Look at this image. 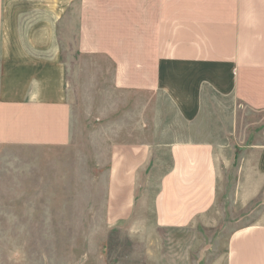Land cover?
Wrapping results in <instances>:
<instances>
[{"label": "crops", "instance_id": "0c3cea01", "mask_svg": "<svg viewBox=\"0 0 264 264\" xmlns=\"http://www.w3.org/2000/svg\"><path fill=\"white\" fill-rule=\"evenodd\" d=\"M159 95L187 126L211 103L210 128L225 132L210 142L248 168L241 192L264 196V0H0V146L122 142L110 187L131 192ZM186 140L168 146L161 227L186 226L215 195L213 146ZM224 264H264L263 213L230 231Z\"/></svg>", "mask_w": 264, "mask_h": 264}, {"label": "rangeland", "instance_id": "374dc122", "mask_svg": "<svg viewBox=\"0 0 264 264\" xmlns=\"http://www.w3.org/2000/svg\"><path fill=\"white\" fill-rule=\"evenodd\" d=\"M228 103L217 102L223 117ZM211 109L206 104L198 126H187L158 96L155 142L130 180L131 192L124 179L114 193L110 187V150L122 142L0 146V264H224L230 231L264 214V202L241 192L250 174L237 165V153L227 142H210L225 132L223 123L211 130ZM186 139L213 146L215 195L202 196V212L186 226L161 227L156 206L171 169L168 146Z\"/></svg>", "mask_w": 264, "mask_h": 264}]
</instances>
